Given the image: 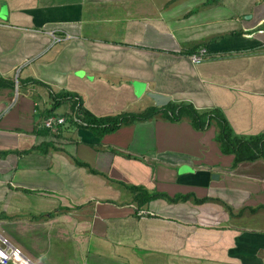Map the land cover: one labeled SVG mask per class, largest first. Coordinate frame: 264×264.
<instances>
[{
  "label": "crops",
  "instance_id": "obj_1",
  "mask_svg": "<svg viewBox=\"0 0 264 264\" xmlns=\"http://www.w3.org/2000/svg\"><path fill=\"white\" fill-rule=\"evenodd\" d=\"M149 92L202 124L82 118ZM223 123L264 136V0H0V232L31 264H264V157L234 166Z\"/></svg>",
  "mask_w": 264,
  "mask_h": 264
},
{
  "label": "trees",
  "instance_id": "obj_2",
  "mask_svg": "<svg viewBox=\"0 0 264 264\" xmlns=\"http://www.w3.org/2000/svg\"><path fill=\"white\" fill-rule=\"evenodd\" d=\"M234 35L242 34V32L236 31ZM165 116L170 120H181L184 116H188L192 124L196 127H200L202 124V115L190 105H174L172 102L168 103L165 107ZM162 107L153 106L148 107L142 113H130L125 115L97 117L94 116L90 111H83V119L85 122L93 127V130L99 134L104 135L108 132H113L119 128L122 124H130L139 120H145L156 116V113L160 111ZM163 114V113H162ZM217 141L220 144L223 152L233 153L235 155L233 165L236 166L239 162L245 160H255L259 157H264V136L259 135L257 137H239L234 134L232 128L227 123L220 125V130L217 133ZM131 190L139 189L144 192L143 188L134 185H127ZM145 196L143 202H146L149 198L155 196L149 193H144ZM142 196V195H141ZM141 196L139 198H141ZM190 194H181L171 200H186L190 198ZM208 198H197L196 202H203Z\"/></svg>",
  "mask_w": 264,
  "mask_h": 264
},
{
  "label": "built area",
  "instance_id": "obj_3",
  "mask_svg": "<svg viewBox=\"0 0 264 264\" xmlns=\"http://www.w3.org/2000/svg\"><path fill=\"white\" fill-rule=\"evenodd\" d=\"M60 38H57L55 36V40H59ZM207 50L206 48H200L197 52H194L191 54L190 58L193 62L199 63L203 61L205 56L207 55ZM64 122V118H48L44 124L46 126L52 127L54 122ZM1 221H0V226H1ZM10 262H13L15 264H31V261L24 256L22 251L18 248L13 246L9 240L4 237L1 232H0V264H9Z\"/></svg>",
  "mask_w": 264,
  "mask_h": 264
},
{
  "label": "water",
  "instance_id": "obj_4",
  "mask_svg": "<svg viewBox=\"0 0 264 264\" xmlns=\"http://www.w3.org/2000/svg\"><path fill=\"white\" fill-rule=\"evenodd\" d=\"M149 95L154 99L156 105L158 106H166L172 99L170 95L161 92H149Z\"/></svg>",
  "mask_w": 264,
  "mask_h": 264
}]
</instances>
